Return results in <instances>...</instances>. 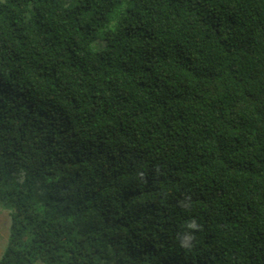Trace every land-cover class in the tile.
Returning a JSON list of instances; mask_svg holds the SVG:
<instances>
[{"label":"trees","instance_id":"16d2710c","mask_svg":"<svg viewBox=\"0 0 264 264\" xmlns=\"http://www.w3.org/2000/svg\"><path fill=\"white\" fill-rule=\"evenodd\" d=\"M0 203V264H264V0H0Z\"/></svg>","mask_w":264,"mask_h":264},{"label":"rangeland","instance_id":"374dc122","mask_svg":"<svg viewBox=\"0 0 264 264\" xmlns=\"http://www.w3.org/2000/svg\"><path fill=\"white\" fill-rule=\"evenodd\" d=\"M103 41L98 40L94 43L95 47L101 46ZM10 208L5 204L0 203V258L4 254L8 240H9V232H10ZM37 264H45L44 262L38 260Z\"/></svg>","mask_w":264,"mask_h":264}]
</instances>
